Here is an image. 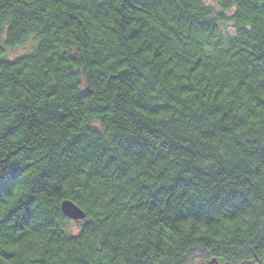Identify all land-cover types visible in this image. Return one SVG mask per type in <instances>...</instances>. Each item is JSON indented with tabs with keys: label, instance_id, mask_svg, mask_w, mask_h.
I'll return each instance as SVG.
<instances>
[{
	"label": "trees",
	"instance_id": "16d2710c",
	"mask_svg": "<svg viewBox=\"0 0 264 264\" xmlns=\"http://www.w3.org/2000/svg\"><path fill=\"white\" fill-rule=\"evenodd\" d=\"M0 185V264L259 262L264 0H0Z\"/></svg>",
	"mask_w": 264,
	"mask_h": 264
},
{
	"label": "rangeland",
	"instance_id": "374dc122",
	"mask_svg": "<svg viewBox=\"0 0 264 264\" xmlns=\"http://www.w3.org/2000/svg\"><path fill=\"white\" fill-rule=\"evenodd\" d=\"M34 43L35 41L33 40V38L29 37L24 43L18 46L7 47L5 51V56L11 58V57H16L20 54L29 53L33 49ZM79 223L80 222L75 221V219L69 220L66 222L65 228L69 233H73L79 228ZM194 252L196 251H193V254L189 257L186 264H197V261L200 258L198 254ZM240 264H244V263H240ZM252 264H264V257L261 258L259 262L257 263L253 262Z\"/></svg>",
	"mask_w": 264,
	"mask_h": 264
},
{
	"label": "water",
	"instance_id": "95a60500",
	"mask_svg": "<svg viewBox=\"0 0 264 264\" xmlns=\"http://www.w3.org/2000/svg\"><path fill=\"white\" fill-rule=\"evenodd\" d=\"M60 208L63 213L69 218H83L85 215V211L81 210V208L72 200L64 198L60 203Z\"/></svg>",
	"mask_w": 264,
	"mask_h": 264
},
{
	"label": "flooded vegetation",
	"instance_id": "af4514ba",
	"mask_svg": "<svg viewBox=\"0 0 264 264\" xmlns=\"http://www.w3.org/2000/svg\"><path fill=\"white\" fill-rule=\"evenodd\" d=\"M197 264H227V263L218 261V260H216V259H214L212 257L205 256V258L199 259L197 261Z\"/></svg>",
	"mask_w": 264,
	"mask_h": 264
},
{
	"label": "snow or ice",
	"instance_id": "6c2138e0",
	"mask_svg": "<svg viewBox=\"0 0 264 264\" xmlns=\"http://www.w3.org/2000/svg\"><path fill=\"white\" fill-rule=\"evenodd\" d=\"M8 189L4 187L3 185H0V196L3 195L4 192H6Z\"/></svg>",
	"mask_w": 264,
	"mask_h": 264
}]
</instances>
